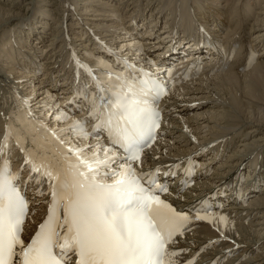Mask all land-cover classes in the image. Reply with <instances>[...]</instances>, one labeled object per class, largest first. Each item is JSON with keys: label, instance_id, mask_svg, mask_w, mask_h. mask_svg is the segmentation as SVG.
<instances>
[{"label": "bare ground", "instance_id": "bare-ground-1", "mask_svg": "<svg viewBox=\"0 0 264 264\" xmlns=\"http://www.w3.org/2000/svg\"><path fill=\"white\" fill-rule=\"evenodd\" d=\"M75 1L58 0L56 18L46 5L49 0H38L34 12L22 17L23 9L12 10L22 0H0V136L7 125L19 128L27 120L30 126L64 129L61 138L66 146L91 154L87 146L95 151V145L106 143L100 138L83 139L71 131L79 112L71 115L64 108L67 68L76 65L72 53L89 69L100 72L102 62L116 69L110 54L150 68L159 63L157 58L169 61L186 50L190 59L206 58L208 54L196 50L193 40L216 45L219 55L210 56L213 63H205L198 76L184 82L175 78L159 105L163 114L159 139L132 166L138 172L158 167L164 172L184 156H193L204 167L186 190L160 197L186 214L192 226H186L190 233L175 237L171 245L187 251L174 258L177 263L204 243L196 263L207 256L215 259L217 254L223 262L230 257L229 262L236 264H264V0ZM45 30L51 31L48 38ZM174 46L175 53L170 54ZM75 69H71L73 76ZM77 73L80 76L81 70ZM78 83L82 84L81 79ZM61 113L68 119L58 120ZM240 179L243 204L230 199L229 186L236 192ZM252 181L258 190L250 191ZM204 198L222 201L224 206L192 215ZM27 199L31 215L22 234L26 244L46 218L50 197L27 194Z\"/></svg>", "mask_w": 264, "mask_h": 264}, {"label": "snow or ice", "instance_id": "snow-or-ice-1", "mask_svg": "<svg viewBox=\"0 0 264 264\" xmlns=\"http://www.w3.org/2000/svg\"><path fill=\"white\" fill-rule=\"evenodd\" d=\"M117 65L102 62L100 72L89 69L97 93L90 97L92 131L86 120L70 125L83 139L105 132L108 145L98 143L95 151L87 146L88 154L66 146L64 129L30 126L27 120L19 128L9 125L0 143V264H72L73 256L75 264H177L179 253L169 245L183 235L189 217L160 199L167 188L154 172L132 166L154 139L155 101L167 94L166 85L127 60ZM13 137L25 153L26 183L47 184V193L39 194L50 197L47 217L27 244L22 239L27 189L19 185L24 168L12 173L5 152Z\"/></svg>", "mask_w": 264, "mask_h": 264}, {"label": "rangeland", "instance_id": "rangeland-1", "mask_svg": "<svg viewBox=\"0 0 264 264\" xmlns=\"http://www.w3.org/2000/svg\"><path fill=\"white\" fill-rule=\"evenodd\" d=\"M46 1V0H45ZM75 1V0H74ZM238 1V0H237ZM58 2V0H49V4H46V5H49V7H48V9L49 10H51L52 11V13L53 14H55L56 15V18H58L59 16H58V12H57V9H56V3ZM75 2H77V1H75ZM80 3H82V1H79ZM79 2H77V3H79ZM37 3H38V0H22V3L20 2V4L17 6V7H15L14 9H12L13 11H16V10H22L23 9V14L20 16V17H22V16H26V15H28L29 13H31L33 10H34V8H36L37 7ZM261 5V4H260ZM34 12V11H33ZM57 13V14H56ZM149 15V14H148ZM90 17V16H89ZM89 17H87V18H89ZM82 19H85V18H83L82 17ZM88 20V19H87ZM163 22V21H162ZM161 22V23H162ZM52 25H50L49 26V28L51 27ZM160 27H162V25L160 24ZM49 28H46V29H49ZM52 28V27H51ZM92 30V29H91ZM43 31V30H42ZM46 32V35H45V37H47L48 38V36L50 35V33H51V31H48V30H45ZM116 36H118V35H116ZM151 39V38H150ZM47 45L48 44H46L45 46H43V45H41V49H46V47H47ZM257 52H259L258 50H257ZM256 52V53H257ZM158 164H162V163H158Z\"/></svg>", "mask_w": 264, "mask_h": 264}]
</instances>
